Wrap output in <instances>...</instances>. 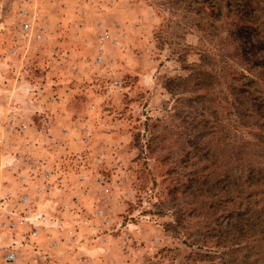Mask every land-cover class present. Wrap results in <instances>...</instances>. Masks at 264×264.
<instances>
[{"label":"rangeland","instance_id":"1","mask_svg":"<svg viewBox=\"0 0 264 264\" xmlns=\"http://www.w3.org/2000/svg\"><path fill=\"white\" fill-rule=\"evenodd\" d=\"M255 22L257 59L264 0H0V222L58 233L67 253L0 239L24 264H264V178L248 184L233 153L264 167L263 119L228 88ZM184 139L220 149L222 172L174 198Z\"/></svg>","mask_w":264,"mask_h":264},{"label":"trees","instance_id":"2","mask_svg":"<svg viewBox=\"0 0 264 264\" xmlns=\"http://www.w3.org/2000/svg\"><path fill=\"white\" fill-rule=\"evenodd\" d=\"M241 17L243 16L241 15ZM239 29L243 38H245L244 43L242 42L240 56L244 60V65L245 63L247 65H245L246 67H243V70L234 69L232 71L233 77H231V81L228 82V88L238 105L244 108V112H240L241 117L249 120V124H252L250 119L254 117H256V121L263 119V122H260V125L264 126V98H262L263 95L257 93L259 82L260 84L264 82V55L259 56V58H257L258 61L256 62L257 59L254 58L258 56L253 51V47L257 45V42H255V40H257L256 37L258 38L261 34V30L256 22L252 23L250 29L247 31L245 25L239 27ZM253 34L255 35L253 36ZM248 42L249 44L244 45ZM186 130L182 135L186 133ZM201 132L202 131H199L198 133ZM198 137L206 139V134L202 132ZM184 140V143H188V139ZM244 145L245 144H243V147L239 146L236 152H233L238 156L234 161L242 168L244 176L247 177L245 179L246 182L251 185L255 182V178H264V167H261L260 165L258 166V164L255 167V161L251 155L252 150L248 145ZM176 150L179 151L176 153L177 157H174V162L178 159L177 164L174 166V172L177 173L178 177L174 182V198L187 191L195 194L200 190V192L203 193L208 187H204V185L199 187L197 186V182L202 181L203 183H208L211 180L208 179L209 177L211 178L214 174L222 172L220 171V166L215 164L217 162L216 151L219 152L220 149L217 150L216 147L211 144L206 146H202V143H194L192 146L190 144L187 146L183 144L175 145L174 153ZM185 163L191 167H185L186 170L184 174L177 171L180 165H184ZM182 175L184 176L182 177ZM184 177H186L185 180L183 179ZM243 184L245 183L243 182ZM199 195L200 194H197L196 196ZM242 205H247V203L242 202ZM249 205H252V203L249 202L247 206ZM247 208L248 207H246V209ZM258 232L262 233L261 227L258 229Z\"/></svg>","mask_w":264,"mask_h":264},{"label":"built area","instance_id":"3","mask_svg":"<svg viewBox=\"0 0 264 264\" xmlns=\"http://www.w3.org/2000/svg\"><path fill=\"white\" fill-rule=\"evenodd\" d=\"M25 27L28 28V26H25ZM47 175L50 176L51 173L48 172ZM20 177H24V175L21 173ZM21 200H22V202H25L24 204H26L27 211H26V214L24 215V217L20 220L21 221L22 220H25V221L29 220L31 222H35L34 220L37 221V219L33 218L34 208L31 205H29V196L24 195L21 198ZM30 216H32V217L30 218ZM35 224H36V222H35ZM26 225L28 226L30 224H26ZM20 227H21L20 221L13 219V218H11L7 221H3L2 223L0 222V229L11 230L12 233H14V234H12L13 237L21 234V236H23V238L25 239L24 243H26V244L31 243L32 247L38 246L35 244L36 241L33 238L39 237L40 229L37 226L32 227L30 229L29 233L23 234L22 231H20V232L18 231L20 229ZM23 232H25V231H23ZM3 240L0 239V264H24L21 260V257L19 255L18 251L16 250V248L13 245H11L12 243H8V245H7L6 243L8 241L5 239H3Z\"/></svg>","mask_w":264,"mask_h":264},{"label":"crops","instance_id":"4","mask_svg":"<svg viewBox=\"0 0 264 264\" xmlns=\"http://www.w3.org/2000/svg\"><path fill=\"white\" fill-rule=\"evenodd\" d=\"M52 181H53V186L51 187V189H50V192L48 193L49 194V197L52 199V197H55V198H57V199H60V197L61 196H63L64 195V193H61V189L57 186V179H56V176L53 174V177H52V179H51ZM59 184V183H58ZM51 193V194H50ZM60 207H61V203H59L58 205H52V207L50 206V209H52L53 208V210H56V211H60L61 209H60ZM44 212H47L48 213V211H44ZM62 222V221H61ZM19 235H17V236H12L11 237V239H12V241H18L19 240ZM39 239H40V242L43 244V241H45V242H48V239H47V237H50V240H51V242H50V247L51 248H49L48 249V255H49V262L48 263H50V260L51 259H55V261L56 260H59L60 258H64V256H66V253H67V249H66V242H64L60 237H59V235H58V233H51L50 235H49V233L48 232H46V231H44L43 229H42V231L40 230V235H39ZM41 237H42V239H41ZM8 242H9V240H8ZM54 243V244H53ZM12 245V244H11ZM49 247V246H48ZM52 251V252H51ZM74 251V250H73ZM63 264V263H62Z\"/></svg>","mask_w":264,"mask_h":264}]
</instances>
